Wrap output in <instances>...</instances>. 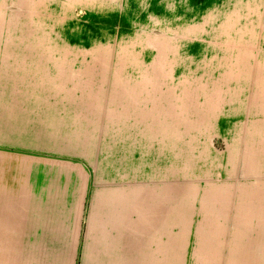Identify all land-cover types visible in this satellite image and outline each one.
<instances>
[{
	"label": "crops",
	"instance_id": "obj_1",
	"mask_svg": "<svg viewBox=\"0 0 264 264\" xmlns=\"http://www.w3.org/2000/svg\"><path fill=\"white\" fill-rule=\"evenodd\" d=\"M41 66L67 75L78 95L57 85L44 98L31 80L14 85L16 105L40 106L15 107L14 127L33 143L0 154V227L40 232L31 248L67 249L29 264H75L79 252L82 264L205 263L202 253L229 263L226 227H264L262 65L220 80L176 79L177 65H110L108 111L72 121L71 103L104 102L80 75L94 65ZM217 135L224 153L212 149Z\"/></svg>",
	"mask_w": 264,
	"mask_h": 264
},
{
	"label": "rangeland",
	"instance_id": "obj_2",
	"mask_svg": "<svg viewBox=\"0 0 264 264\" xmlns=\"http://www.w3.org/2000/svg\"><path fill=\"white\" fill-rule=\"evenodd\" d=\"M5 65L6 68L17 65L22 71L8 72ZM41 65H94L80 75L98 83L92 90L96 94L101 92L104 102L71 103L68 121L83 114L104 116L108 111L105 81L110 79V65H117V70L119 65H177L176 79H191L194 75V79H226L232 70L247 65H262L264 70V0H0V154L3 159L9 150L33 143L29 134L21 135L19 128L15 129V107L29 110L30 106H40L16 105V81L25 86L21 80H31L34 95L44 98L53 96L50 90L63 85L66 96L76 101L74 96L78 94L69 92L72 83H67V75L57 79L60 71L49 67L51 71L44 72ZM183 65H209V68L204 71L199 66ZM122 70L130 78L136 74L125 67ZM47 107L54 111L59 105ZM47 117H53L52 113ZM212 149L226 152V138L214 136ZM78 229L83 240L86 227ZM226 229L223 242L230 245L231 262L210 263L209 256L202 253L203 260L207 259L205 263L171 264H264V227ZM31 230V227H0V264H29L31 257L65 255L66 248L29 247L31 240L35 244L41 239L40 232L33 234ZM79 256L80 252L75 264H82ZM251 256L259 261H245Z\"/></svg>",
	"mask_w": 264,
	"mask_h": 264
}]
</instances>
